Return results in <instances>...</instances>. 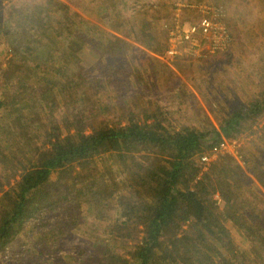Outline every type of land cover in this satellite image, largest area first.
Returning a JSON list of instances; mask_svg holds the SVG:
<instances>
[{
    "label": "trees",
    "instance_id": "16d2710c",
    "mask_svg": "<svg viewBox=\"0 0 264 264\" xmlns=\"http://www.w3.org/2000/svg\"><path fill=\"white\" fill-rule=\"evenodd\" d=\"M21 14L18 31L5 37L2 70L3 87L22 101L18 107L0 96V253L44 212L76 210L41 233L54 243L78 227L83 206L91 215L112 206L118 221L110 225L111 241L97 245L98 264H264V172L254 171L257 182L247 173L253 152L244 166L231 154L207 169L198 160L264 118V88L209 131L177 124L161 106L142 117L138 104H127L107 117L106 109H90L87 79L70 73L81 57L65 42L73 32L83 45L85 33L102 39L63 0H42ZM141 26L146 38L134 40L150 48L155 39ZM23 107L37 129L20 145L2 134L11 125L2 120L13 121ZM54 173L68 185L60 196L50 189ZM48 261L42 264H54Z\"/></svg>",
    "mask_w": 264,
    "mask_h": 264
},
{
    "label": "rangeland",
    "instance_id": "374dc122",
    "mask_svg": "<svg viewBox=\"0 0 264 264\" xmlns=\"http://www.w3.org/2000/svg\"><path fill=\"white\" fill-rule=\"evenodd\" d=\"M41 1L0 0V96L10 98L18 107L21 98L2 85V70L9 57L5 37L18 31L21 13L30 14ZM63 1L88 23L92 35L102 39L99 43L98 38L85 33L88 44L83 45L73 32L72 39L65 41L81 57L70 73L87 79L85 88L92 111L106 109L107 117L117 116L127 104H138L136 109L144 117L148 109L161 106L177 124L188 122L209 131L218 127L219 120L244 98L264 88V8L260 0ZM204 16L228 31V48L200 57L168 58V36L174 27L198 22ZM144 22L155 39L150 48L134 40L146 38L141 26ZM19 113L11 122L9 117L2 120L4 125L11 124L2 134L24 145L37 127L32 125L25 107ZM263 128L264 118L252 128L244 127L239 138L228 139L236 141L233 156L243 166L244 158L253 152V164L247 173L256 182L254 171L259 168L264 172ZM67 188L65 180L54 173L50 189L60 196ZM218 200L222 206L223 201ZM63 210L44 212L25 224L19 237L0 253V264H42L49 259L54 264H74L72 258L68 259L70 254L76 258L75 264H98L101 255L97 245L111 241L110 225L118 221L116 208L97 209L91 215L83 206L78 227L58 242L46 243L41 233L58 222H68L76 213ZM227 225L234 238L240 239L236 228Z\"/></svg>",
    "mask_w": 264,
    "mask_h": 264
},
{
    "label": "built area",
    "instance_id": "2783aa9c",
    "mask_svg": "<svg viewBox=\"0 0 264 264\" xmlns=\"http://www.w3.org/2000/svg\"><path fill=\"white\" fill-rule=\"evenodd\" d=\"M229 43L228 31L204 16L195 23L176 25L169 33L165 54L168 58L200 57L206 53L225 51ZM235 145L236 141L224 138L207 152H203L199 160L203 168L207 169L209 163L221 154L235 155Z\"/></svg>",
    "mask_w": 264,
    "mask_h": 264
}]
</instances>
